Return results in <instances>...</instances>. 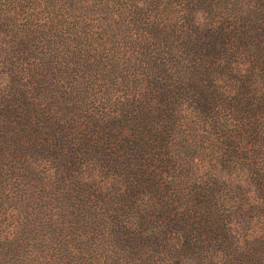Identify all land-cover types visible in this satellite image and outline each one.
Instances as JSON below:
<instances>
[{"label":"trees","instance_id":"obj_1","mask_svg":"<svg viewBox=\"0 0 264 264\" xmlns=\"http://www.w3.org/2000/svg\"><path fill=\"white\" fill-rule=\"evenodd\" d=\"M0 264H264V0H0Z\"/></svg>","mask_w":264,"mask_h":264}]
</instances>
